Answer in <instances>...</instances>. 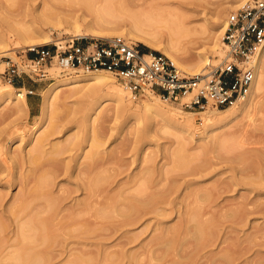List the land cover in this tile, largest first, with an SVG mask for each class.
I'll return each mask as SVG.
<instances>
[{"label":"bare ground","instance_id":"obj_1","mask_svg":"<svg viewBox=\"0 0 264 264\" xmlns=\"http://www.w3.org/2000/svg\"><path fill=\"white\" fill-rule=\"evenodd\" d=\"M59 1L82 4L92 14L90 20L83 21L85 26L83 30L79 27L77 28L79 34L82 33L92 37L112 35L136 37L138 41L144 43L152 50L162 52L182 71L190 74H207L208 70L206 67L211 63L208 52L220 47L221 44L222 54H224V45L221 37H223L228 20L218 19L210 21V17L206 13L196 8V6L207 4L208 0H176V2L163 0L155 5L150 1L142 0H140L142 1L140 3L137 0L138 3L135 0ZM234 1L239 5L241 3L245 4L247 0H233L231 2ZM225 2L229 3L230 1L226 0ZM132 4H138L141 8L136 9L138 6L133 7ZM209 11H211L210 16L221 14V11L216 10V7ZM127 17L132 19V23L127 30L118 29L115 26L116 23ZM199 18L203 22L198 27L194 25V22L200 20ZM48 41V36H44L39 42H31L28 48ZM194 49L196 50L195 52H193ZM252 64L254 69L253 78L243 99L234 105L225 106V109L185 111V119L183 120L185 125L190 124V122L193 123V115L199 114L200 116H206V118H214L221 122V126H224L227 122L239 116H248L252 111H255L257 105L263 104L261 94L264 93V44L254 56ZM101 72L87 71L83 74L78 73L66 77L57 74L59 77L49 85L48 95L43 103L39 121L31 127L32 136L29 140L30 147L27 152L23 155V152L18 153L16 149L11 151L7 147L4 148V146L1 147L0 145V264H50L54 260L53 258L58 257L57 248H61L63 244H58L59 241L57 240L63 241L67 237L72 236L76 238L75 236L82 237L83 235L84 237L86 233L89 235L92 233L95 236V218L97 217L106 219L121 217L120 226H127L140 221L150 213H155L156 216L161 215L159 204L166 203L164 198L166 195L163 194L165 193L164 191H167V188L163 189L165 188L163 183H169L166 182L168 179L167 169L164 170L163 164L158 165L154 161L156 155H149L147 153L148 147H145L146 150L141 147L138 159L141 163L138 165L137 170L134 174H130L127 180H116L115 182L114 178H116L117 169L113 165L111 166L112 161L110 162L115 156L114 154L111 155V153L104 156L99 147L108 140V133L106 132L108 128L105 123L113 118L117 119L120 114L130 111L131 118L134 119L129 126L132 129L134 128L132 126L139 123L138 121L143 115L150 119L159 116L164 120L165 117L169 116L171 109L163 106L159 102V97L154 95L138 98L139 103H131L128 100V93H125L121 88L115 87L113 81H109L106 75ZM87 80H92L96 84L85 93L86 103L91 107L86 109L90 114L89 112L85 113L84 110L82 115L83 126L86 128L82 142L75 134H69L63 140L51 143L50 137L59 131L58 125H51L46 130L42 128L48 127L47 122L54 115L57 94L66 86L71 88V92L77 91L75 86L78 82ZM108 87H111V90L108 91L106 89ZM23 88L19 87L16 92L10 89L0 91V100L8 104L7 108L10 112L8 116L12 114L18 115L27 111L28 105L23 94ZM109 96H115V99L120 104L117 105L113 115L102 116V120L99 124H96L95 121L97 122V119L95 120L93 114ZM256 97H258L257 100ZM256 109L258 111L259 107ZM154 131V124L146 121L142 128L137 127L135 143L139 142L145 134L147 135V133H153ZM231 142L223 144V141L221 143L230 147ZM86 143L91 147L88 153L84 152ZM78 147L80 151L75 154V160H77L78 156L85 154V161L78 166L80 170L79 172L77 171V174L79 176L83 173L86 181L83 178L81 183L78 182L76 185H79L82 189L84 196L81 197L82 199H75L72 204H66L64 201L69 195H64L62 192L67 193V189H63L61 184L58 185V183L59 188L56 187L58 189L57 191L55 190L56 195H54L53 185L56 181L55 179L66 170L62 158L63 155L67 152H76ZM5 152L10 154V160L13 164L19 163V166L23 163L27 164L26 174L19 173L20 170L16 172L23 165L21 167L17 166L18 168L16 167V170L12 171L13 167L10 168L8 164L10 160L7 161L5 156L2 157ZM185 154L188 157L190 153L187 152L186 147L182 144L172 152V161L177 167L184 166L183 169H187L186 163L190 165V158H187L190 161L188 162L185 159ZM97 168L102 171L96 172ZM4 172L6 173L5 175L3 174ZM101 173H108V175ZM172 181L175 182L173 179ZM172 181H170V185L173 186ZM14 184L20 188L17 193H14L11 201L6 203L4 202L7 195L6 189H9ZM170 185H168V188L171 187ZM209 190L210 188H208ZM168 191L171 194V189H168ZM191 191H195V189ZM196 191L198 192V190ZM205 192L204 199L205 201L209 199L207 202L211 204L209 203L210 199H212L209 198L210 191L208 193ZM195 196L197 194L193 198H197ZM168 202L170 203L169 200ZM190 202L191 200L187 199V204ZM183 204L185 205V203ZM190 204L183 206L185 207L183 212L180 211V208H178L179 210L177 209L178 221L172 225H167L162 228L159 234L153 236L152 239L157 240L155 245L153 244L154 247L146 248L144 250L145 255H141V258L136 257L138 259L136 264H237L236 260L244 253L256 252L255 249L253 250V246H250L251 244L239 247L237 243L225 245L217 252H205L207 247L218 241L216 240V226L219 223L217 221H221V216L225 220L228 215L226 216L224 211L228 208H224L219 214L220 217L216 220L212 213L208 215L210 211L203 209L202 205L200 206L198 198L196 199V204H191L192 206ZM208 204L204 206L210 207ZM233 207L230 206V209L232 208L231 210H233L231 215L235 216L239 214V209L236 207L233 209ZM246 216L247 213L242 212L237 219L241 221ZM9 224L13 225V229L10 231V236H5V231L8 230ZM92 235L90 238H94ZM226 238L219 240L218 244L224 243ZM16 240H18V243L21 240L19 247H17L18 243H16ZM53 240H56V243ZM37 241L39 244H37ZM33 242H36V244L29 246V243L32 244ZM78 252L80 253V251ZM79 253L70 252L67 256V264H95V253L92 255L91 251L87 253L88 255H85V251L84 253ZM117 253L119 254V252ZM120 257V255L110 256L109 252L106 251L103 254V261L105 264H109V262H111L110 264H115V262H119ZM258 264H264V258Z\"/></svg>","mask_w":264,"mask_h":264},{"label":"rangeland","instance_id":"obj_2","mask_svg":"<svg viewBox=\"0 0 264 264\" xmlns=\"http://www.w3.org/2000/svg\"><path fill=\"white\" fill-rule=\"evenodd\" d=\"M137 1L139 3L142 1H150L155 5L163 0ZM137 1L135 0V2ZM172 1L176 2V0ZM225 1L226 0H208L207 4L196 6V8L206 13V15L210 17V21L218 19H225L227 21L230 12L236 10L244 3L238 5L235 1L231 2L233 0H229V3ZM54 3L55 5H53ZM132 5L133 7L138 6V4ZM139 7L141 8L139 5L136 9ZM214 7H216V10H220L221 14L210 16L211 11L209 10H212ZM91 16L92 14L88 12V9L78 3H64L59 0L58 3L57 0H0V72H3L5 69L6 60L11 59L12 61H16L19 60L22 55H27L25 50L28 48L29 44L34 41L39 42L44 36H48L49 41L41 44L72 36L92 37L83 35L82 33L79 34L77 31L78 27L82 30L84 29L85 26L83 21L90 20ZM199 19L200 20H196L197 22H194V25L198 27L200 23L202 24L203 22L201 18ZM131 23L132 19L127 17L119 20L115 26L120 30L126 31ZM125 37L136 42L143 50L163 54L160 51L152 50L144 43L138 41L136 37L128 35ZM195 51L194 49L193 52ZM208 55L211 58V63L207 65V70L211 64H217L222 58V44L215 50L209 51ZM78 73L83 74L84 72H68L52 68L50 70L51 79L34 81L28 76H22L21 78H16L18 81L15 79L12 84L0 77V91L10 89L16 92L19 87H24L23 94L26 98L27 105L33 107L31 114H29L27 108L26 112L8 116V114H10L7 108L8 104L0 100L1 147H7L11 151L16 149L18 153L23 152L24 155L30 147L29 140L32 136L31 127L39 121L43 103L48 95L49 85L59 77L57 74L66 77ZM101 73L105 74L109 81H113L115 87L121 88L125 93H128V100L131 101V103H139V100L134 99L129 90L122 87L110 73L105 71ZM19 81L20 83H18ZM95 84L96 83L92 80L80 81L75 86L77 91L71 92V88L66 86L68 88H63L57 94L54 115L51 116L47 122L48 127L42 128L46 130L51 125H58L59 131L50 137L51 143L63 140L69 134H75L82 142L84 133L86 132V128L83 126L82 115L84 110L85 113H88L89 111L86 109L91 107L86 103L87 99L85 93L91 90ZM27 89H33L34 94H26ZM106 89L109 91L111 87ZM261 96L263 97V104L257 105V107H259L258 111L256 107L255 111H252L248 116H239L227 122L224 126H221V122L214 118H206V116H200L199 114L193 115V123L190 122V124L185 125L183 122L185 119L184 112L198 110L183 109L176 103L165 102L160 98L159 102L167 109H171V112L168 114L169 116L165 117L164 120L159 116L150 119L143 115L140 121H138L139 123L133 125L132 127L134 128L130 129L129 126L134 119L131 118L130 111H126L122 115L120 114L117 119L113 118L106 122L108 140L104 145L100 146L99 149L104 156L110 153L115 156L113 160H110V162L112 161L111 166L113 165V167L117 169V175L115 176L116 178H114L115 182L116 180L125 181L130 174H134L138 165L141 163L138 160L140 148L148 147L147 153L149 155H156L155 158L153 157L155 163L158 165L163 164L164 170L167 169L166 174L168 179L166 182L169 184L166 183V185L163 183V185H165L163 189L167 188V191H164L165 193L163 194L166 195L164 197L166 203L159 204V207H161V215L159 214L156 216L155 213H150L132 225L120 226L121 217L108 219L100 217L95 218V236L90 233L94 238H90L91 235L86 233L84 237L82 235V237L75 236L76 238H73L74 236H72L67 237L66 240L63 241L57 240L59 241L58 244H63L61 248H57L59 252L58 257L53 258L54 260H52L50 264H67L68 254L70 252L79 253L78 251H80L79 254L85 251V255H88L87 253H90V251L92 252L91 255L95 253V264H105L103 261V254L106 253V251L109 252L110 256H121V259H118L119 262H115V264H136L138 260L136 257L141 258L145 255L144 250L146 248L154 247L153 244L155 245L157 240H153V236L159 234L162 228L178 221L177 209L180 208V211H185V207L183 206H188L190 203L192 205L196 204L197 198L200 201V206L202 205L203 209L210 211L208 215L212 213L216 220H218V217H220L219 214L224 208L229 209H225L224 211L226 212L225 215H228L227 217L225 216V220L221 216L220 219L222 218L223 220L217 221L220 223L216 226V240L218 241L207 247L205 249L206 251H204L217 252L221 247L223 248L225 245L233 243H237L239 247L251 244L250 246H253L252 248L253 250L255 249L256 252H246L244 255L240 256L236 262L237 264H258L262 258H264V111H262L264 110V93L261 94ZM257 99L258 97H256V100ZM118 104L120 103L115 99V96H109L107 100H104L95 110V114H93L95 120L97 119L95 123L99 124L102 120V116L113 115ZM225 108L226 107H208L201 111ZM97 116L99 117L97 118ZM128 120L129 122H127ZM146 121H150V124H154L155 131L153 133H147V135L145 134L139 142L135 143L137 127L142 128ZM223 141V144H227L231 141L233 143L231 142L229 147L222 145L221 142ZM180 144L185 146L187 152L190 153L188 157L187 154H185V159L190 158L189 160L191 161L190 165L186 163L187 169H183L184 166L177 167L172 161V152L179 147ZM90 150L91 147L86 143L84 152L88 153ZM78 151H80L79 147L76 152H67L63 155L62 158L66 170L55 179V187L53 185L54 195H56L55 192L60 184L63 189H67V193L62 192L64 195H69L64 201L66 204H72L75 202V199L84 196L82 189L76 184H78V182L81 183V179L84 178L85 180L86 178L83 177L85 176L83 173L79 176L77 174V171L79 172L80 170L78 166L85 161V154L80 157L78 156L77 160H75V154ZM18 155L22 156L20 154ZM4 156L7 161L11 158L10 154L6 152L3 153L2 157ZM10 162L11 160L8 161V164L10 168L13 167L12 171H15L17 166L21 167L23 165L20 169H17L16 172L20 170L19 173L26 174L28 169L26 163L22 164L20 161L22 165L19 166V163L13 164L11 162L10 165ZM95 171L99 173L102 170L97 168ZM108 173L101 174L108 175ZM3 174L5 175L6 173L4 172ZM172 179L175 182H173ZM170 181L173 182L175 187H173L174 185H170ZM168 185L171 187L168 188ZM56 187L58 188L56 189ZM206 187L210 188L209 198L212 199H210L211 202L209 201V203L212 205L208 204L207 201L209 199H207V201L204 199V192H209ZM19 188V186L14 184L9 189H6L7 195L4 202H10L14 193H17ZM168 189H171V194H169ZM193 189H195V191L198 190V192L191 191ZM194 193L197 194V196H195L197 198H193L195 195ZM187 199L191 200L189 204H187ZM183 203H185V205ZM191 204L190 206H192ZM205 204L210 205V207L204 206ZM230 206H234L233 209L235 207L239 209V214L235 215L236 217L231 215L233 210H231L232 208L230 209ZM221 207L223 208L221 209ZM242 212L247 213V216L244 220L240 221L237 218L240 217ZM7 229L8 230L5 231V236H10L13 225L9 224ZM225 237H227L226 241L218 244L219 240H223ZM53 241L56 243V240ZM254 241L256 242L254 243ZM20 242L21 240L19 243L18 240H16V243H18L17 247L20 246ZM256 243L257 245H255ZM26 244L28 245V243ZM29 244V246L35 245L36 242ZM37 244H39L38 241ZM117 252H119V254ZM110 263L111 262H109V264Z\"/></svg>","mask_w":264,"mask_h":264},{"label":"built area","instance_id":"obj_3","mask_svg":"<svg viewBox=\"0 0 264 264\" xmlns=\"http://www.w3.org/2000/svg\"><path fill=\"white\" fill-rule=\"evenodd\" d=\"M224 54L207 74L182 71L161 53L146 51L122 36H72L26 48L19 60H6L0 77L8 83L28 76L51 79L52 68L61 71H105L134 99L158 96L187 110L225 107L246 95L254 56L264 44V0H247L230 12L223 37ZM26 94H34L27 89Z\"/></svg>","mask_w":264,"mask_h":264},{"label":"crops","instance_id":"obj_4","mask_svg":"<svg viewBox=\"0 0 264 264\" xmlns=\"http://www.w3.org/2000/svg\"><path fill=\"white\" fill-rule=\"evenodd\" d=\"M17 80V79H16ZM18 81V80H17ZM18 83H20V81L18 82ZM32 110H33V107L31 106H28V111H29V114H31V112H32Z\"/></svg>","mask_w":264,"mask_h":264},{"label":"trees","instance_id":"obj_5","mask_svg":"<svg viewBox=\"0 0 264 264\" xmlns=\"http://www.w3.org/2000/svg\"><path fill=\"white\" fill-rule=\"evenodd\" d=\"M17 84V83H16Z\"/></svg>","mask_w":264,"mask_h":264}]
</instances>
